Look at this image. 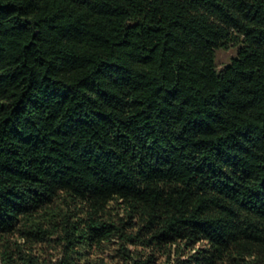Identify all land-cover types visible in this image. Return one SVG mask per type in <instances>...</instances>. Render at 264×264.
Returning <instances> with one entry per match:
<instances>
[{
  "label": "trees",
  "instance_id": "obj_1",
  "mask_svg": "<svg viewBox=\"0 0 264 264\" xmlns=\"http://www.w3.org/2000/svg\"><path fill=\"white\" fill-rule=\"evenodd\" d=\"M59 191L146 216L133 233L91 212L68 242L264 264V0H0V234Z\"/></svg>",
  "mask_w": 264,
  "mask_h": 264
},
{
  "label": "rangeland",
  "instance_id": "obj_2",
  "mask_svg": "<svg viewBox=\"0 0 264 264\" xmlns=\"http://www.w3.org/2000/svg\"><path fill=\"white\" fill-rule=\"evenodd\" d=\"M239 48L240 44L231 42L217 49V67L222 69L230 63L238 55ZM96 211L89 202L72 199L67 193L59 191L56 198L40 209L30 220L23 219L17 226L18 230L0 234V264H2V255L7 250L11 251L17 264H60L67 255L73 257L78 264H126L130 260V255L139 259L154 258L153 264L169 261L164 249L159 250L150 245L130 242L119 233L100 242L89 240L81 242L82 237L68 242L65 238L68 224L77 222L79 225H84L90 213ZM96 215L122 225L123 230L133 233L147 223L143 209L133 208L117 199L108 201L98 209ZM66 217H70V222ZM36 222L46 229L43 238L37 234L24 235L25 230L37 228ZM207 246V241H199L186 251L183 257L186 258L192 252ZM178 254L173 251L171 259Z\"/></svg>",
  "mask_w": 264,
  "mask_h": 264
}]
</instances>
